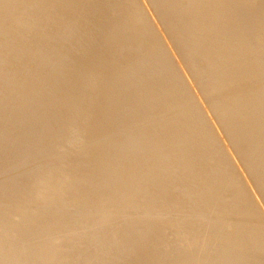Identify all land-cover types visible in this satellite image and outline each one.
I'll return each mask as SVG.
<instances>
[{
  "label": "bare ground",
  "instance_id": "6f19581e",
  "mask_svg": "<svg viewBox=\"0 0 264 264\" xmlns=\"http://www.w3.org/2000/svg\"><path fill=\"white\" fill-rule=\"evenodd\" d=\"M252 263L264 0H0V264Z\"/></svg>",
  "mask_w": 264,
  "mask_h": 264
},
{
  "label": "rangeland",
  "instance_id": "374dc122",
  "mask_svg": "<svg viewBox=\"0 0 264 264\" xmlns=\"http://www.w3.org/2000/svg\"><path fill=\"white\" fill-rule=\"evenodd\" d=\"M259 76H261V74H260V72H255V73H252L249 77H247V82H249V83H252V84H255L256 83V80H257V78L259 77ZM17 104H21V103H24V102H16ZM20 111H17V113H18V115H14L13 113H12V115H10L11 116V124H13L14 122H16L17 121V119L19 118V116L21 115V114H24V108H20L19 109ZM16 112V111H15ZM16 124H18V126H24V124H25V121L24 120H21V121H18ZM258 260H260V258L259 259H257L255 262H253V263H257L258 262ZM113 261H111V263H112ZM252 263V264H253Z\"/></svg>",
  "mask_w": 264,
  "mask_h": 264
}]
</instances>
